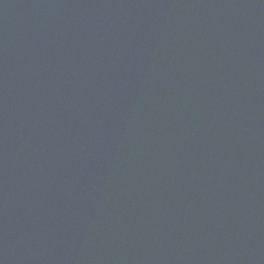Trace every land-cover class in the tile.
Masks as SVG:
<instances>
[{
  "label": "water",
  "instance_id": "water-1",
  "mask_svg": "<svg viewBox=\"0 0 264 264\" xmlns=\"http://www.w3.org/2000/svg\"><path fill=\"white\" fill-rule=\"evenodd\" d=\"M0 264H264V0H0Z\"/></svg>",
  "mask_w": 264,
  "mask_h": 264
}]
</instances>
